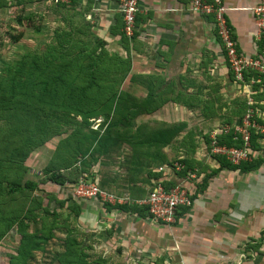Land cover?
Returning <instances> with one entry per match:
<instances>
[{
    "label": "rangeland",
    "instance_id": "374dc122",
    "mask_svg": "<svg viewBox=\"0 0 264 264\" xmlns=\"http://www.w3.org/2000/svg\"><path fill=\"white\" fill-rule=\"evenodd\" d=\"M59 8L39 0L0 2L3 88L16 76L31 84L46 81L49 96H67L66 85L84 83L85 72L81 71L88 65L86 74L94 75L88 84L115 85L113 89L120 96L115 97L116 104L106 121L100 117L81 121L74 115L52 114L38 107L35 101L46 98L40 86L30 92L29 102L7 100L0 92V264H7L18 254L25 257L24 264H119L114 254L118 250L108 244L112 230L106 225L100 230L96 212L104 210L101 201L77 194L78 187L85 192L91 183L118 199L137 198L147 192V173L152 168L178 158L204 176L213 171L238 173L217 170L213 164L219 157L210 155L208 145L214 132L218 143H224L227 136L219 133L241 118L247 108L245 94L244 99L238 96L236 92L242 91L239 85L240 89L233 85L222 93L192 87L190 95L183 87L169 86L148 101L146 97L155 90V84L142 80L140 60L131 63V72L126 51H83L75 35L71 36L70 26L64 24L69 14ZM114 58L124 61V78L104 72L106 81L103 78L100 83L99 71L94 69L99 64L96 60H103L102 66L110 71L115 65L121 66ZM105 59H111L114 66ZM253 87L249 88L251 99L258 104L253 99L257 88ZM258 93L264 96V88ZM261 99L256 107L264 112ZM137 103L145 106L131 127L111 125L127 107ZM91 133L107 138L85 151L90 143L85 137ZM254 151L261 152L256 156L263 161L258 169H264V150L258 147ZM52 171L64 177L63 187L48 182ZM24 183L33 189L6 193V184ZM59 201L62 205L58 207Z\"/></svg>",
    "mask_w": 264,
    "mask_h": 264
},
{
    "label": "crops",
    "instance_id": "0c3cea01",
    "mask_svg": "<svg viewBox=\"0 0 264 264\" xmlns=\"http://www.w3.org/2000/svg\"><path fill=\"white\" fill-rule=\"evenodd\" d=\"M222 3L237 50L264 57V41H257L248 10L255 0ZM59 7L69 14L64 24L83 51H126L130 68L139 59L142 80L155 84V96L169 86L183 87L188 95L192 87L221 93L236 87L211 22L188 12L185 0H139L130 40L121 36L117 6L110 0H71ZM238 91L244 99L245 89ZM261 97L253 95L257 102ZM199 175L191 206L171 226L114 209L96 212L100 230L104 225L112 230L108 244L118 250L119 264H264V169L215 172L203 188L204 174Z\"/></svg>",
    "mask_w": 264,
    "mask_h": 264
},
{
    "label": "built area",
    "instance_id": "2783aa9c",
    "mask_svg": "<svg viewBox=\"0 0 264 264\" xmlns=\"http://www.w3.org/2000/svg\"><path fill=\"white\" fill-rule=\"evenodd\" d=\"M39 1L53 6H65L71 0ZM110 1L117 6L121 20V36L130 40L135 32L134 23L139 0ZM185 6L188 12L211 22L214 36L224 56L232 82L245 89L246 110L241 118L231 125L230 129H223L219 133H224V136L230 135L231 141H239L240 146L237 148L228 147L225 143H218L216 132H214L209 138L208 151L210 155L223 159L231 166L251 163L261 153L260 151L256 153L254 150L258 147L259 150H264V112L256 107L261 103L258 102L257 104L252 101V93L249 92L251 85L257 87V93L264 88V57L260 55L245 56L237 50L236 42L226 21L227 9L222 0H185ZM248 10L252 17L257 41H264V0H255L254 6ZM253 137V142L258 145L255 149L252 143ZM181 160L178 158L153 168L152 173L157 177L149 180L150 186L147 192L137 198L118 199L114 195L100 191L91 183L87 185L85 192H82V187L79 186L77 194L81 193L83 196L93 199L98 198L101 203L110 205L132 206L142 210L145 217L153 222L167 226L173 225L180 210L191 206L192 189L193 186L197 185L200 176L194 167L187 168L181 163ZM180 173L183 175L179 176Z\"/></svg>",
    "mask_w": 264,
    "mask_h": 264
},
{
    "label": "trees",
    "instance_id": "16d2710c",
    "mask_svg": "<svg viewBox=\"0 0 264 264\" xmlns=\"http://www.w3.org/2000/svg\"><path fill=\"white\" fill-rule=\"evenodd\" d=\"M0 2H3V0H0ZM260 42L263 43V40ZM116 62H120L119 65L121 66H114V63H111V59H105L108 60L110 64H113L114 68L112 70H108L107 67H103V60H96V63H99L95 66V70L99 71V75L97 77L101 78L99 82L103 80V73H112V75L116 78L123 79L126 70L123 68L124 61L118 58H114ZM89 64L87 62L85 65ZM100 70H98V68ZM61 69H64L61 68ZM67 70V68L65 69ZM89 70V66L87 65L81 72H85L82 76L84 83L79 82L75 83L74 85H66L65 92L68 93L67 96L63 95H56V96H49L47 90V83L46 81H41L40 83L31 84L29 80L24 79L20 80L16 76H13L9 79L10 83L8 87L3 88V84L6 80L0 81V92L1 95L6 98L7 100H21L24 99L25 101L29 102L31 101L30 98V92L36 87L40 86V91L42 94L46 96V98L41 99L40 101H35L38 107L44 108L47 112H51L52 114H61V115H74L75 117H79L81 121H86L89 119L94 118H101L103 121H106L110 118V114L112 112V109L115 102V97H119L120 94H117V92L113 89L115 85L107 84H97V85H90L87 82L92 81L94 75L92 72L87 71ZM71 73V71H68ZM86 75V76H85ZM71 75H64V78H67ZM106 77V76H105ZM68 80V79H67ZM106 81V79L104 78ZM67 84V83H66ZM155 93L152 91L150 95L146 97V100L150 101L152 97H154ZM264 98V96H263ZM143 103H137L130 105L126 108V110L115 120L111 123L112 126H120L123 125L125 127H131V122L136 118V116L141 112V110L144 109ZM107 137L98 136L96 133H91L89 136L85 137V139L89 140L90 143L85 148V151H88L92 144L98 145L105 140ZM224 143L228 147H239L240 143L239 141L232 142L231 136H227L223 139ZM253 143V141H252ZM254 146V145H253ZM256 147V146H255ZM93 150V149H92ZM166 162H162L158 165L165 164ZM181 163L184 164L187 168H191V165L188 161H184V159L181 160ZM217 163V170L225 169L227 171H238L239 173H248L257 170L263 161L261 159H255L251 163H242L238 166H231L226 161H224L221 158H216ZM157 165V166H158ZM155 166V167H157ZM154 167V168H155ZM193 167V166H192ZM148 168H146L147 170ZM153 168L150 170V173H147L150 175L149 180L151 178H156L157 175L152 173ZM217 171H213L208 176H203V179L200 183V188H203L205 185L206 180L211 177L213 174H215ZM201 172H198L200 174ZM183 173H180L179 176H182ZM48 182L51 183L53 186L56 187H63L66 183V180L60 173L57 171H52L48 173ZM199 188V187H198ZM33 189V185L29 183H24L22 185L18 184H6V193L8 195L20 192L22 190H31ZM140 197V196H139ZM192 200V196H191ZM58 204V207L62 205V201L56 202ZM75 205V204H74ZM77 208V205H75ZM102 208L104 211L109 210H119L122 212H129L137 215L138 217H145V214L142 210L136 209L135 207H128L126 205H108L105 203H102ZM185 209H181L180 213L183 212ZM11 223L4 227L3 233L6 232V230L10 227ZM25 242V240H24ZM25 249V247H23ZM22 248V249H23ZM20 249V250H22ZM27 251H25L26 253ZM25 257H23L21 254H18L16 257L10 259L7 264H24Z\"/></svg>",
    "mask_w": 264,
    "mask_h": 264
}]
</instances>
